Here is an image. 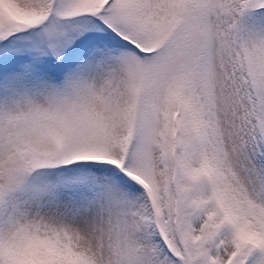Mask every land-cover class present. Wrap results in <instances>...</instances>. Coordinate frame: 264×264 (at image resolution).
Here are the masks:
<instances>
[{
    "label": "snow or ice",
    "instance_id": "6c2138e0",
    "mask_svg": "<svg viewBox=\"0 0 264 264\" xmlns=\"http://www.w3.org/2000/svg\"><path fill=\"white\" fill-rule=\"evenodd\" d=\"M0 264H264V0H0Z\"/></svg>",
    "mask_w": 264,
    "mask_h": 264
}]
</instances>
